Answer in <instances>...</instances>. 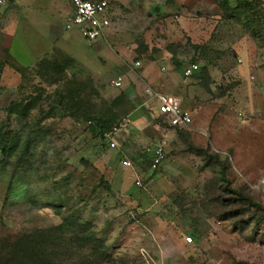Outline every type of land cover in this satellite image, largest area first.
<instances>
[{
	"label": "rangeland",
	"instance_id": "374dc122",
	"mask_svg": "<svg viewBox=\"0 0 264 264\" xmlns=\"http://www.w3.org/2000/svg\"><path fill=\"white\" fill-rule=\"evenodd\" d=\"M39 1L20 0L13 8L21 17L18 25L31 28L34 46L22 34L14 41L9 54L18 65L0 52V126L5 124L3 140H16L10 156L0 152V264L21 236L47 245L49 260L57 264H264V213L259 223L242 232L235 229V220L219 221L237 210L220 205L228 197L217 180L219 165L206 167L203 158L187 149L190 144L217 156L228 168L230 186L264 207V0L256 8L261 26L256 17L252 29L235 20L223 21L215 0H106L112 29L106 41L100 39L103 62L92 67L89 60L80 64L61 53L81 60L86 53L92 55L94 46L77 29H65L63 19L59 32L51 34L48 10ZM229 3L235 6L234 0ZM64 36H72L74 44H67ZM48 40L56 55L44 58L54 57L65 66L64 72L44 78L31 73L23 79L15 68L30 66V56L38 57ZM140 43L148 51L136 60ZM171 43L179 46L174 51L181 67L206 65L199 58L194 61L198 52L193 45L203 46L212 62L207 87L200 76L187 80L200 88L194 92L196 102L182 101L192 118L183 136L156 118L151 102L140 107L145 87L152 88L144 72L154 79L163 74V60L153 56ZM54 78L60 81L52 85ZM72 80L95 92V105L125 92L136 105L134 113H149V121L124 119L111 134L115 148H107L92 141L87 124L55 113L43 121L42 137L30 147L23 166L15 169L22 145L18 138L29 130L26 123L39 120L56 102L54 93ZM117 80L119 87L112 84ZM39 93L28 119L7 118L12 102ZM155 128L169 137L164 160L149 170L152 147L142 144L131 154L122 149L121 140L126 133L138 132L157 143L162 137ZM123 160L131 166L124 167ZM47 204L61 206L60 214ZM69 216L86 227L79 233L81 247L57 248L41 241L47 230ZM89 234L98 240L93 247L86 244ZM70 235V230L64 231V237ZM187 237L193 239L189 245Z\"/></svg>",
	"mask_w": 264,
	"mask_h": 264
},
{
	"label": "trees",
	"instance_id": "16d2710c",
	"mask_svg": "<svg viewBox=\"0 0 264 264\" xmlns=\"http://www.w3.org/2000/svg\"><path fill=\"white\" fill-rule=\"evenodd\" d=\"M235 6H230L229 0H215V4L218 6L222 13L223 21L235 20L239 23H243L248 29L251 28L253 19L258 17V10L256 8L259 6L260 0H234ZM252 18V20H251ZM257 27L260 28L262 17H258ZM252 29V28H251ZM140 49L137 51L136 60L144 59L143 56L146 55L148 47L142 43L139 44ZM178 45L172 44L169 45L167 49L173 54L175 49L178 48ZM196 52H198V57L194 59L196 61L198 58L200 61L205 62L206 65L198 69L197 72L193 75L194 78L200 76L201 82L207 87L209 81V72L208 65H211V60L206 57L204 54L203 46L193 45L192 46ZM56 55L55 53L52 56ZM51 57V56H50ZM150 59V58H149ZM138 62V61H137ZM139 63V62H138ZM195 63V62H193ZM193 65V64H192ZM58 60L53 58H43L32 68H15V71L19 73L24 79L26 76L33 73L34 76H40L41 78L47 77L52 74L60 76L65 70ZM3 69V65L0 66V75ZM29 77V76H28ZM27 77V78H28ZM60 79H52V85L57 84ZM67 86L61 91L54 93L57 100L54 104H51L48 108V111L43 114V116L34 122H27L26 125L29 127V130L24 133V135L18 138V143L21 145V155L14 164V168H20L24 164V159L28 156V152L32 144L38 141L39 138L43 135L42 123L46 119H51L55 113L62 114V117H67L74 120L76 123L87 124V129L91 135L93 142H102L106 145L107 148L110 146L108 135L113 134L118 128L120 123L126 119L130 118L134 111L136 110V105L132 103L130 98L125 92H121L118 96L114 97L110 101H101L99 105L93 103V96L95 95L94 91L88 92V88L85 84L77 82L76 80L68 81ZM144 93V92H143ZM41 98L40 93L37 95H28L18 102H12L6 109L7 118L10 116H18L23 119H28L30 111L34 109L38 100ZM142 101V99H141ZM159 119L166 123L168 128L176 131L178 135H184L182 130L186 128H176L170 126L161 116ZM3 124L0 126V144L3 142V146L0 147V152L5 154V156L11 155L12 143L15 142V138H5L3 140V130L5 128ZM17 138V137H16ZM11 143V144H10ZM187 149L197 157H201L205 160L206 167L214 166L215 164L219 165L217 168V180L220 183V189L222 194L228 197L225 200H222L220 205L227 208H237V210H230L229 212L223 214L219 221H237L235 229L239 232H242L250 227L253 223H259L261 218L260 214L264 213V207L259 203L255 202L250 196L244 194L240 190L233 189L230 186L228 180H226L227 166L225 164L219 163V159L215 155L208 154V151L204 148L195 147L188 145ZM148 169H152L153 158L147 159ZM160 165V164H159ZM102 183V182H101ZM109 190V187H105ZM47 207L53 208L58 214L61 206H53L52 204H47ZM60 208V209H59ZM86 227L83 226L78 218L74 216H69L66 218L62 224L55 227L52 231L47 230L43 234L41 241L48 242L49 245L56 246H67L79 248L82 238H80L79 233ZM70 230V236L64 237V231ZM194 238L196 236L193 234ZM46 239V240H45ZM86 244H89L90 247L97 244L95 236L89 234L86 236ZM31 241L29 236H21L11 245L10 255L8 259H5L2 264H37L38 261H41V264H57L49 260V254L45 244ZM104 253L102 256H105ZM233 264H245L242 262H234Z\"/></svg>",
	"mask_w": 264,
	"mask_h": 264
},
{
	"label": "crops",
	"instance_id": "0c3cea01",
	"mask_svg": "<svg viewBox=\"0 0 264 264\" xmlns=\"http://www.w3.org/2000/svg\"><path fill=\"white\" fill-rule=\"evenodd\" d=\"M19 1L20 0H16L14 3L5 6V7L1 8V10H0V52H3V54L8 56L17 65H18V63L15 60H13L11 58V55L9 54L10 48H11L12 44L14 43V41L18 40L19 36L22 34L23 36L27 37L28 42L31 44V46H34L33 40L31 39V33H32L31 28L27 27L26 25L25 26L24 25H18V21L21 17L15 15V13L13 12V8L16 6V4ZM90 1L96 2V1H101V0H90ZM175 3L177 5L182 4L179 2H175ZM39 4L42 8L44 5V7H46V9L48 10V13L50 16L49 21H48V26L50 28L51 34L56 35V33L59 32L60 19L64 20L65 29H66V24H67L71 14H72V9L66 0H42V3L40 0ZM109 10H110V5H109ZM109 14H110V12H109ZM111 29L112 28L110 26V28L106 32V36H107V34L110 35ZM106 36L104 38L105 39L104 41H106ZM63 38L67 44H72V45L74 44V40H73L72 36H66V37L64 36ZM27 39L24 38V41ZM100 42H102V40L96 41L95 42L96 44L87 42L89 44H93L92 46H94V50H93V52H91L92 55L89 53H86L84 58H83L84 60L81 59L82 61L77 60L76 57H73L70 54H67L65 51H61V50H59V51H61V53H63V55L69 57V59H71L73 61L75 60L76 63L82 64L85 60H89L88 62H91V67H92V66H96V65H99L100 63H102L103 62L102 56H105V54H100L101 53L100 52L101 48L99 46ZM178 42L181 43L180 41H178ZM172 43L170 45H172ZM174 43H177V42H174ZM38 45L39 44H37L36 48L38 47ZM31 48L34 49L33 47H31ZM54 50H56L54 43L51 40H48L47 45H44V49L41 50L42 53L38 57H36V55H35V57H33L32 55L30 56L33 59L31 65L27 66V67H22V68H30L37 61L41 60L42 58H44L48 55H52L53 53H55ZM161 51L162 52H157L155 54V56H153V59H155V60L156 59H158V60L162 59L163 60L164 66H162V68H161L163 74L159 78L154 79L153 77L151 78L150 76H148L149 75L148 71L144 72L145 77H149L148 81H150V85L152 87L151 89H153L157 92L163 93V94L173 95V96L179 98L181 100V103L184 99H187V98L189 100H191V102H196L197 98H196V94H195L196 92L195 91L197 89H199L200 86H198L197 84L188 83L187 80H189L190 77H193V75L197 71L193 72L190 77H185L184 76V70L186 68L181 67L180 63L175 60L177 57L175 55V53L173 54L171 51H169V49L161 50ZM177 58H179V56ZM150 60H152V58H150ZM94 63H95V65H93ZM148 81L146 80V81H144V83L147 84V83H149ZM146 88H148V86L145 87V89ZM145 89H144V93L142 95L143 99H142V103H141L140 107H145V105H147V102H151V104H153L155 106L154 112H155L156 118H159V114H158V110H157V103H156V101L152 100L150 98V96H148L145 93ZM199 99L201 100V98H199ZM186 111L190 112L189 110H186ZM149 116H150L149 113H142V114L139 113V115H138L137 112H135L132 114V119L134 121L139 120L141 122L142 121L148 122ZM155 130L159 131L160 132L159 135H161V137H162V139L159 140V142L153 143L154 141L152 139H150L149 137H147L143 133L139 134L138 132L137 133H135V132L131 133L130 132V133L125 134L126 139L121 140L122 141V145H121L122 149L123 150L126 149V152H129L131 154H135L140 149L138 147H140V145L143 144L142 147H146L147 145H149L152 147V150H153L156 145H158L161 141L166 142L168 137H169L166 134V132H162L158 128H155ZM135 141H138L139 143H137ZM123 152H125V151H123Z\"/></svg>",
	"mask_w": 264,
	"mask_h": 264
},
{
	"label": "built area",
	"instance_id": "2783aa9c",
	"mask_svg": "<svg viewBox=\"0 0 264 264\" xmlns=\"http://www.w3.org/2000/svg\"><path fill=\"white\" fill-rule=\"evenodd\" d=\"M16 0H0L1 8L14 3ZM72 9V14L66 24V29H77L84 40L87 42H95L104 39L106 32L111 26V19L109 14V3L105 0L90 1V0H66ZM139 63H135L138 67ZM198 70V66L193 64L184 70V76L190 77L193 72ZM115 87L121 85L117 80L112 82ZM145 93L157 103V110L161 116L170 126L176 128H188L192 124V118L189 112L182 109L181 100L173 95H167L157 92L151 88H146ZM111 141L110 147L115 148L116 144L113 141L111 134L107 136ZM167 143L161 141L152 150L153 164L152 169H155L165 158ZM121 164L124 167H130V161L123 160ZM189 245L192 243V237L185 239Z\"/></svg>",
	"mask_w": 264,
	"mask_h": 264
}]
</instances>
